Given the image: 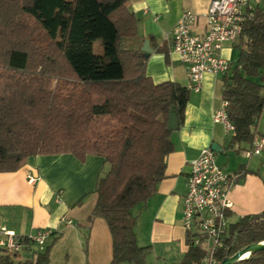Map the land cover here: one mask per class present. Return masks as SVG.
Masks as SVG:
<instances>
[{
  "label": "trees",
  "instance_id": "trees-1",
  "mask_svg": "<svg viewBox=\"0 0 264 264\" xmlns=\"http://www.w3.org/2000/svg\"><path fill=\"white\" fill-rule=\"evenodd\" d=\"M138 22L128 0H0V172L17 171L39 154L102 156L107 169L89 220H106L113 264H150L152 247L138 244L133 209L165 177L174 150L170 112L181 127L191 95L180 82L155 83L147 74ZM233 45L240 53L222 77V95L235 126L232 142L252 147L264 114L263 6ZM157 49L168 58L166 46ZM261 241L264 211L241 217L230 223L218 264ZM204 256L191 245L181 264ZM49 259V247L29 260L0 251V264ZM234 264H264V250Z\"/></svg>",
  "mask_w": 264,
  "mask_h": 264
},
{
  "label": "crops",
  "instance_id": "crops-1",
  "mask_svg": "<svg viewBox=\"0 0 264 264\" xmlns=\"http://www.w3.org/2000/svg\"><path fill=\"white\" fill-rule=\"evenodd\" d=\"M212 0H128L138 18L137 45L150 41L153 49L147 74L155 83L177 81L189 87L187 67L171 51L167 39L184 9L197 14L194 32L203 34ZM159 46H166L168 58ZM233 44L226 43L222 55L231 63ZM234 64V63H232ZM223 75L207 73L200 91L191 90L181 127L172 133L174 150L166 158L165 177L146 203L137 205L135 232L140 246H151L156 264H181L190 246L183 224V198L187 191L192 161L216 143L217 163L236 175L230 190L233 207L229 221L264 211L263 152L247 156L250 143H233L213 114L223 102ZM264 135L258 130L257 136ZM104 158L88 154L84 160L72 153L30 156L17 171L0 172V228L19 235L50 229L46 248L49 264H113V239L106 220H89L96 202L99 175L106 170ZM37 180L30 182L28 173ZM26 250L18 259H34L38 252ZM130 264V263H120Z\"/></svg>",
  "mask_w": 264,
  "mask_h": 264
},
{
  "label": "built area",
  "instance_id": "built-area-1",
  "mask_svg": "<svg viewBox=\"0 0 264 264\" xmlns=\"http://www.w3.org/2000/svg\"><path fill=\"white\" fill-rule=\"evenodd\" d=\"M264 0H212L207 13V26L203 34L194 32L197 14L184 9L179 21L167 33L171 51L186 65L190 90L200 91L207 73L226 74L231 63L222 55L226 43L234 44L244 25L256 18L258 7ZM229 102L223 99L213 119L235 133L228 114ZM264 150V135L255 138L247 156L259 155ZM217 152L211 147L203 149L192 161L183 198V224L189 246H201L205 251L198 264H218L217 252L225 245L230 226L229 212L233 207L230 190L236 175L228 172L216 161ZM30 182L37 177L28 173ZM52 232L39 229L33 234L19 235L6 227L0 228V251L19 257L26 250L44 252Z\"/></svg>",
  "mask_w": 264,
  "mask_h": 264
},
{
  "label": "water",
  "instance_id": "water-1",
  "mask_svg": "<svg viewBox=\"0 0 264 264\" xmlns=\"http://www.w3.org/2000/svg\"><path fill=\"white\" fill-rule=\"evenodd\" d=\"M149 44H150V41L149 40H145L143 46L141 47V50L143 51V53H144V55L146 57H149L150 54L153 51V49L150 47ZM169 127L172 130H177L178 129V118H177V116L175 115V113L173 112L172 109H171V112H170ZM211 148L213 150H215L216 152H219V148H218L216 143H213ZM259 250H264V241L249 244L248 246H246V247L242 248L241 250L237 251L236 253H234L232 256L226 257L221 262V264H234L236 262H239V261L247 258L253 252L259 251ZM246 252H249V254H248V256L244 257L243 255Z\"/></svg>",
  "mask_w": 264,
  "mask_h": 264
},
{
  "label": "rangeland",
  "instance_id": "rangeland-1",
  "mask_svg": "<svg viewBox=\"0 0 264 264\" xmlns=\"http://www.w3.org/2000/svg\"><path fill=\"white\" fill-rule=\"evenodd\" d=\"M261 6L264 7V2L262 3ZM94 51L96 53H101L102 52V45H101L100 41L95 42ZM233 52H234L233 53L234 57L231 60L232 61L231 63L235 64L237 62V60H238L240 50H239V48L234 46L233 47ZM258 130L264 134V114L262 115V117H261V119L259 121ZM263 162H264V152H263ZM148 261H149L150 264H156V260H155L154 256L150 255L149 258H148ZM159 264H170V263L160 262Z\"/></svg>",
  "mask_w": 264,
  "mask_h": 264
},
{
  "label": "bare ground",
  "instance_id": "bare-ground-1",
  "mask_svg": "<svg viewBox=\"0 0 264 264\" xmlns=\"http://www.w3.org/2000/svg\"><path fill=\"white\" fill-rule=\"evenodd\" d=\"M248 254H249V252H246L243 256L246 257V256H248Z\"/></svg>",
  "mask_w": 264,
  "mask_h": 264
}]
</instances>
